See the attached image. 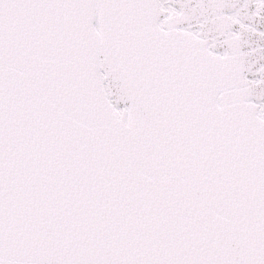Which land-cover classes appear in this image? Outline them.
Instances as JSON below:
<instances>
[{
	"label": "snow or ice",
	"instance_id": "snow-or-ice-1",
	"mask_svg": "<svg viewBox=\"0 0 264 264\" xmlns=\"http://www.w3.org/2000/svg\"><path fill=\"white\" fill-rule=\"evenodd\" d=\"M0 264H264V0H0Z\"/></svg>",
	"mask_w": 264,
	"mask_h": 264
}]
</instances>
